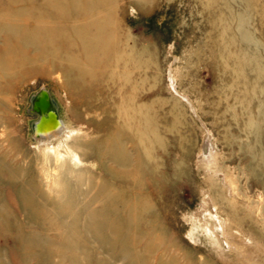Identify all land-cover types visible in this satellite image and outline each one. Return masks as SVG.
<instances>
[{"label":"rangeland","instance_id":"374dc122","mask_svg":"<svg viewBox=\"0 0 264 264\" xmlns=\"http://www.w3.org/2000/svg\"><path fill=\"white\" fill-rule=\"evenodd\" d=\"M116 2L120 34L130 33L134 49L127 87L133 88L137 105L149 111L163 146L155 143L151 153L161 189L152 193L150 188L153 207L139 217L134 231L111 227L101 239L85 217L79 223L58 202L47 207L55 212L49 219L31 223L29 209L2 187L4 209L12 216L0 221V264H264V0ZM252 48L259 50L263 70L256 81L254 72L241 73L252 58L239 53ZM23 50L26 55L15 66V77L0 88V162L21 174L41 152L33 136L39 117L32 112L39 91L48 93L42 99L54 113L70 119L85 135L117 120L112 112L121 101L118 95L113 102L109 97L115 86L106 83L108 73H97L88 87L92 92L73 94V79L65 76L68 64L40 58L35 46ZM172 72L216 144L209 161L199 154L206 130L173 88ZM86 167L97 181L95 162ZM212 169L223 176H213ZM212 181L218 185L215 190L210 189ZM206 192L222 217L225 245L214 244L196 220ZM25 198L31 193L22 202ZM22 231L38 235L34 247L25 248Z\"/></svg>","mask_w":264,"mask_h":264},{"label":"bare ground","instance_id":"6f19581e","mask_svg":"<svg viewBox=\"0 0 264 264\" xmlns=\"http://www.w3.org/2000/svg\"><path fill=\"white\" fill-rule=\"evenodd\" d=\"M34 1L0 0V31H5L0 52V88L1 82L15 77V66L26 55L23 48L35 46L40 51V58L58 60L63 67L68 64L65 66V76L73 79L71 93L79 95L85 93L84 90L92 92L88 87L98 79L97 73H108L110 77L105 79L106 83L115 86L109 97L113 102L118 95L121 101L115 104L112 112L113 118L117 120L101 124L91 135H85L70 119L54 113L42 99L48 93L39 91L33 101L32 112L39 117L33 125V136L41 152L36 156L37 159L29 161V166L23 169L22 174L1 161L0 189L7 187L12 191L18 204L29 209L27 213L34 224L39 219H49L55 212L47 207L58 202L60 207L66 206L69 217L79 223L85 217L90 229L98 233L101 239L107 237L111 227L116 228V232L134 231L139 217L153 207L150 188L152 193L161 189L156 180V167L152 165L151 153L155 143L163 146L158 141L160 137L155 134L149 111L144 105H137L131 95L133 88L127 87L135 66V58L132 57L134 49L129 45L130 33L126 32L123 37L120 34L117 2ZM16 4L18 7L14 9L13 5ZM239 55L243 59L252 58L246 71L241 73L246 75L254 72L255 81L261 79L263 70L259 62V50L252 48L247 52V49H241ZM232 60L235 61V58H230V62ZM170 77L177 94L187 101L194 116L206 130L199 154L202 159L209 161L216 155V144L199 116L194 101L179 90L173 72ZM106 83L103 84L108 87ZM80 101L85 103L86 99L81 96ZM59 111L64 113L60 108ZM36 160L37 166L34 164ZM91 162H95L98 168L97 181L91 169L86 167V163ZM212 171L213 176H223L219 169ZM28 174L32 177H27ZM224 179L228 181L225 175ZM216 185L212 181L210 189L215 190L218 188ZM27 193H31V198H25L22 202V197L27 196ZM210 194L205 193L196 212V220L214 244L225 245L222 217ZM1 195L0 221L5 223L12 215L4 209ZM81 206L82 209L79 208ZM118 225L122 226L121 230ZM22 232L20 234L25 240V248L34 247L38 235Z\"/></svg>","mask_w":264,"mask_h":264}]
</instances>
